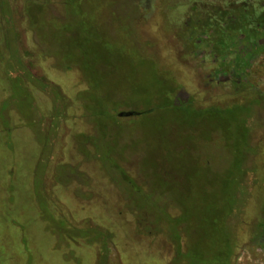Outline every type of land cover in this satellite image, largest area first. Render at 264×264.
<instances>
[{"label":"rangeland","instance_id":"1","mask_svg":"<svg viewBox=\"0 0 264 264\" xmlns=\"http://www.w3.org/2000/svg\"><path fill=\"white\" fill-rule=\"evenodd\" d=\"M3 1L22 45L0 47V264H264V51L216 71L187 0H36L32 27ZM163 98L192 107L150 114Z\"/></svg>","mask_w":264,"mask_h":264},{"label":"trees","instance_id":"2","mask_svg":"<svg viewBox=\"0 0 264 264\" xmlns=\"http://www.w3.org/2000/svg\"><path fill=\"white\" fill-rule=\"evenodd\" d=\"M187 1L191 3V12H193L196 20L200 22V27L204 28L205 30L212 31V38H209L207 40V43L210 48V56L213 57L215 61L214 69L216 71L220 70L231 77L236 76L238 79L246 78L248 69L247 62H249L252 57L257 56L264 51V0ZM35 2L36 0L27 1V3L24 4L21 12L23 18L28 22L30 27H32V24L35 21L36 13L42 6L40 3L36 4ZM5 3L6 2L3 0L0 1V32L2 35V38H0V47H2L1 44L4 43V47L10 50L12 57L15 60L19 61V56L17 53L19 50V45H22V39L18 34H15L13 38H9L10 32H13V30L18 27L19 18L17 20L12 18L10 12L8 13L6 10ZM89 57L90 56L88 55L87 49H83L80 58L84 59L85 62L82 64V66L77 64L78 67L82 70L85 78L88 77L87 80L90 79L89 73L93 72L91 62L86 59ZM89 82L88 84L91 90V84L94 81ZM234 82L238 83V81L236 80ZM99 83V81L94 82L92 87L94 88L98 85L100 86ZM49 88L54 95V101L60 104V101L63 99L62 94L59 91H55V87L51 86ZM90 90H88L87 95L83 96L82 98L85 103L84 107L86 109H89L91 114L90 116L94 118L99 127L109 125L110 123H106V120L109 118L111 120L113 117L111 118V116H109L108 110L115 109L116 106L109 107L107 105L105 96L102 97L93 95L92 93L90 94ZM190 107L192 106L187 100L183 99L179 105H175L170 98H163L158 105L156 104L151 106V108L147 111L150 114L156 109L159 111L160 109H162L163 111H184ZM235 107L240 109V106L238 105H235ZM226 109L228 108H225L224 110ZM207 111L222 112L223 109L206 108L196 110V113ZM56 118H58V116H56ZM112 123L114 124L115 120H113ZM112 169L114 172L123 171L121 167H119L115 162L112 164ZM261 213L262 218L264 216V212L261 211ZM56 222V225H54V223L51 230L59 240L63 237V235H67L68 237L72 236L75 239L78 235L77 233L87 235V229H76L69 223L67 224L65 220H57ZM255 227L260 228V234L264 237V231L261 230L260 222L257 223ZM99 233L100 232H98L97 234L95 233L93 237L88 238L87 243L98 244V239L101 238V245H103V249H106V241L104 238L107 235L103 236V234ZM92 239L94 241H92ZM102 255L104 256L103 253Z\"/></svg>","mask_w":264,"mask_h":264},{"label":"water","instance_id":"3","mask_svg":"<svg viewBox=\"0 0 264 264\" xmlns=\"http://www.w3.org/2000/svg\"><path fill=\"white\" fill-rule=\"evenodd\" d=\"M138 112L133 111V110H128V111H119L118 112V116L122 117V116H132V115H137Z\"/></svg>","mask_w":264,"mask_h":264},{"label":"flooded vegetation","instance_id":"4","mask_svg":"<svg viewBox=\"0 0 264 264\" xmlns=\"http://www.w3.org/2000/svg\"><path fill=\"white\" fill-rule=\"evenodd\" d=\"M190 264H201V263H199V262H197L195 260H190Z\"/></svg>","mask_w":264,"mask_h":264}]
</instances>
